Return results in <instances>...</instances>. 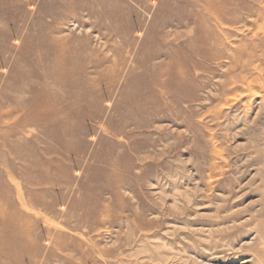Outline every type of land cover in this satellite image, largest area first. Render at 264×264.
Here are the masks:
<instances>
[{
  "label": "rangeland",
  "instance_id": "rangeland-1",
  "mask_svg": "<svg viewBox=\"0 0 264 264\" xmlns=\"http://www.w3.org/2000/svg\"><path fill=\"white\" fill-rule=\"evenodd\" d=\"M0 212V264H264V0H0Z\"/></svg>",
  "mask_w": 264,
  "mask_h": 264
},
{
  "label": "bare ground",
  "instance_id": "bare-ground-1",
  "mask_svg": "<svg viewBox=\"0 0 264 264\" xmlns=\"http://www.w3.org/2000/svg\"><path fill=\"white\" fill-rule=\"evenodd\" d=\"M219 5H221V4H219ZM81 7L83 8V5H81ZM87 7H89V6H87ZM84 8H86V6ZM73 9H74V6L73 5L70 8L67 7V8L64 9L65 12L63 14H61L62 13L61 12L60 15L63 16V15H65L67 13V10H73ZM91 11L97 12V14L100 15L101 17L106 16V15H103V14L100 13L101 10L99 12L98 11H94V9L91 10ZM205 30H206V28H205ZM57 43L58 44H57V47L55 48V51L51 50L52 51V54L54 56L53 61L55 62L56 65H59L57 67H60L62 69V71H63L64 74H68L71 71H75V72H77L79 74V76L81 75V77H83V75H85V71H84L85 66L83 65V61L80 59V56L75 55V53H72L71 54L69 48L67 47L66 42L63 39L62 40H59ZM166 71H165V73H166ZM185 74H186L185 72L182 73L183 77L185 76ZM115 77L116 78H119V76H117L116 74H114V75H112V78L111 79H115ZM110 93H111V91L108 93V96L110 95ZM0 213H1L0 214V219L2 221V224L5 225L6 228L9 230V234L8 233H5L4 236H3V239L0 240V257H1V256H5L4 254H10L11 252H12V254H14V251L16 250L14 243L11 245V247L9 248V251H7V252H6V249H5V246L4 245H7V244H11L12 243V241H11V239H12L11 237L12 236H19L18 234H12V235H10V229H16L15 228V224L17 222H19V221H16L15 218L12 216V214L10 215V219H9L8 217H6V214H4L5 212H3V213L0 212ZM144 258H146V259L145 260H142ZM139 260H142L144 262L146 261L147 262L146 264H148V262H155L157 259H155V257H153V255H150V256H144L142 258H137L136 261L137 262H140Z\"/></svg>",
  "mask_w": 264,
  "mask_h": 264
}]
</instances>
